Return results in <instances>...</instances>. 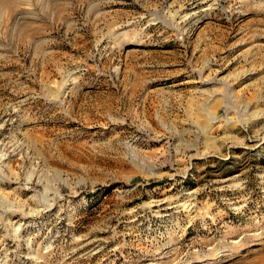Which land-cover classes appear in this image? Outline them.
Masks as SVG:
<instances>
[{"label":"rangeland","instance_id":"374dc122","mask_svg":"<svg viewBox=\"0 0 264 264\" xmlns=\"http://www.w3.org/2000/svg\"><path fill=\"white\" fill-rule=\"evenodd\" d=\"M12 7L0 264H264V0Z\"/></svg>","mask_w":264,"mask_h":264},{"label":"bare ground","instance_id":"6f19581e","mask_svg":"<svg viewBox=\"0 0 264 264\" xmlns=\"http://www.w3.org/2000/svg\"><path fill=\"white\" fill-rule=\"evenodd\" d=\"M17 0H0V10H2L4 7H8L13 8V4L16 2ZM19 1V0H18ZM2 12V11H1ZM1 14V13H0Z\"/></svg>","mask_w":264,"mask_h":264}]
</instances>
